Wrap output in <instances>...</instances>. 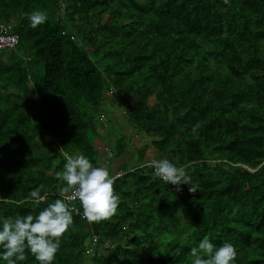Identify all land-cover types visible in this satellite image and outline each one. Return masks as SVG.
<instances>
[{
	"label": "trees",
	"instance_id": "obj_1",
	"mask_svg": "<svg viewBox=\"0 0 264 264\" xmlns=\"http://www.w3.org/2000/svg\"><path fill=\"white\" fill-rule=\"evenodd\" d=\"M33 11L47 14L36 28ZM0 24L18 35L0 53V219L61 198L64 153L84 155L123 173L120 203L99 223L72 213L53 264H192L205 237L231 243L234 264H264V0H0ZM114 100L126 108L115 127ZM124 126L151 157L112 171ZM152 159L198 190L163 183ZM25 255L17 264H38Z\"/></svg>",
	"mask_w": 264,
	"mask_h": 264
},
{
	"label": "clouds",
	"instance_id": "obj_2",
	"mask_svg": "<svg viewBox=\"0 0 264 264\" xmlns=\"http://www.w3.org/2000/svg\"><path fill=\"white\" fill-rule=\"evenodd\" d=\"M229 4V0H223ZM30 27L36 28L46 22L47 14L43 11H33L28 17ZM66 163L64 170L57 177L64 182L61 198L48 204L38 215L6 217L0 219V248L3 253L0 259L6 264H17L26 259L29 251L38 264H53L56 253L61 246V240L73 223L72 213L79 211L70 208L71 201L78 200L83 210V216L89 222L99 223L110 220L117 212L120 197L115 192V177L104 167H94L84 155L75 157L64 153ZM149 166L155 175L165 184H171L180 191V185H191L189 192L197 191L191 177L184 167H177L168 159H152ZM43 185L29 193L31 202L40 204L47 199L48 193L41 195ZM192 264H234L237 252L235 247L225 242L216 247L205 237L198 247L191 249Z\"/></svg>",
	"mask_w": 264,
	"mask_h": 264
},
{
	"label": "rangeland",
	"instance_id": "obj_3",
	"mask_svg": "<svg viewBox=\"0 0 264 264\" xmlns=\"http://www.w3.org/2000/svg\"><path fill=\"white\" fill-rule=\"evenodd\" d=\"M153 102V98L150 97L149 103L152 104ZM137 103L138 102L136 101L132 104L136 106ZM104 109L108 114V121L110 122V124L114 125V127L115 125L118 126L125 123L124 111L126 110V108L120 102L116 100L110 103L106 102ZM102 120L107 124V121L105 119ZM99 132L102 136H104L106 131L105 129H99ZM120 134L124 135L123 137L126 143L125 153L120 157L111 159V170L115 171L119 166L123 169H126L133 165H143V162L146 161H140V158L142 157V159L148 160L151 157L150 149L147 148V144L149 142L148 139L144 140V136L138 135L136 131L126 126L121 128ZM115 138L117 137L115 136ZM111 142H113V139L111 140ZM146 164H148V162Z\"/></svg>",
	"mask_w": 264,
	"mask_h": 264
},
{
	"label": "built area",
	"instance_id": "obj_4",
	"mask_svg": "<svg viewBox=\"0 0 264 264\" xmlns=\"http://www.w3.org/2000/svg\"><path fill=\"white\" fill-rule=\"evenodd\" d=\"M62 13H63V9H61L57 15H62ZM17 43H18V35L15 34V33L10 32L9 31V27L7 25L0 24V53L4 49H11V48L15 47ZM106 157L107 158H111V152L109 150H107V152H106ZM122 175H123L122 172H117V173H115L112 176L115 177V179H116V178L121 177ZM161 181L163 183H165L162 179H161ZM59 197H61V196L59 195ZM73 202L74 201H71L69 203V207L76 209V207L72 204ZM73 213L74 214H78L82 218H85L83 216V213H79L78 211H74ZM92 241L95 242L96 238L93 237Z\"/></svg>",
	"mask_w": 264,
	"mask_h": 264
},
{
	"label": "crops",
	"instance_id": "obj_5",
	"mask_svg": "<svg viewBox=\"0 0 264 264\" xmlns=\"http://www.w3.org/2000/svg\"><path fill=\"white\" fill-rule=\"evenodd\" d=\"M146 162L148 161V160H145ZM133 165V164H132ZM134 166V165H133ZM133 166H131V167H129V168H132Z\"/></svg>",
	"mask_w": 264,
	"mask_h": 264
}]
</instances>
